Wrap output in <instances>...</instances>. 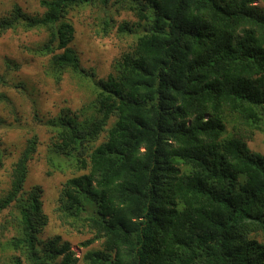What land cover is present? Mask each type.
<instances>
[{"label":"trees","instance_id":"trees-1","mask_svg":"<svg viewBox=\"0 0 264 264\" xmlns=\"http://www.w3.org/2000/svg\"><path fill=\"white\" fill-rule=\"evenodd\" d=\"M95 1L43 0L42 16L15 6L0 18V35L46 30L31 50L49 57L46 74L56 83L70 74L92 91L79 113L65 108L46 123L49 167L83 173L64 184L60 218L94 234L83 247L103 242L85 264H264L256 239L264 235V155L246 141L264 132V10L255 0H117V11L138 19L118 31L139 35L114 71L96 79L70 47L75 30L66 18ZM111 23L109 16L106 33ZM234 114L243 133L227 138ZM37 144L36 135L28 140L0 196V215L15 211L3 226L14 230L4 249L16 254L11 264H78L69 243L39 238L48 224L41 190L24 191ZM4 160L0 142V170Z\"/></svg>","mask_w":264,"mask_h":264},{"label":"rangeland","instance_id":"rangeland-1","mask_svg":"<svg viewBox=\"0 0 264 264\" xmlns=\"http://www.w3.org/2000/svg\"><path fill=\"white\" fill-rule=\"evenodd\" d=\"M41 1L43 0H0V18L10 16L15 6L29 16H42L45 8L41 6ZM116 1L109 0L108 5L104 6L100 0H96L83 8L69 10L66 16L75 30L70 47L78 53L81 66L96 73V79H106L114 71L117 61L133 50L139 35H125L118 31L120 25H132L138 19L132 12L124 9L117 11V7L113 6ZM255 5L264 10V0H255ZM109 16L112 23L106 33L104 21ZM47 39L48 32L43 29L27 32L18 28L0 35V78L7 82V85L0 84V95H5L12 105L0 100V118L7 124V127L0 130L1 149L5 152L4 166L0 170V196L10 189L14 167L28 140L36 135L38 144L36 152L28 162L24 191H30L34 187L41 190L48 224L39 238L47 240L59 237L62 243L70 244L71 251L78 258V264H85L84 255L90 250L101 249L103 242L96 241L83 247L82 244L93 238L94 234L89 230L79 233L65 225L60 218L57 210L64 184L70 178L83 173L73 171L71 167L64 171H53L49 167L47 157L53 134L46 123L65 108L79 113L93 99V95L87 84L70 74L60 83H56L46 74L49 57L33 54L31 50ZM7 61L11 62L13 68H7ZM16 66L18 67L15 68ZM12 107L15 113L12 112ZM34 109L37 110L38 120L35 119ZM239 120L234 114L226 122L227 138L231 133H243ZM113 123L114 119L110 121L107 129ZM105 137L106 133L101 136L97 145ZM246 141L251 152L264 155V132L256 131ZM182 170L185 168L182 167ZM14 212L10 209L0 215V264H11V258L16 255L4 249L7 241L14 235V230L3 229L10 215L14 216ZM256 239L264 245V235L256 236Z\"/></svg>","mask_w":264,"mask_h":264}]
</instances>
